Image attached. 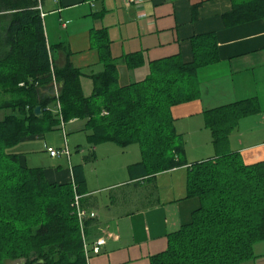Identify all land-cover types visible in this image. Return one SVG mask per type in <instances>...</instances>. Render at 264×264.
I'll return each mask as SVG.
<instances>
[{
	"label": "trees",
	"instance_id": "1",
	"mask_svg": "<svg viewBox=\"0 0 264 264\" xmlns=\"http://www.w3.org/2000/svg\"><path fill=\"white\" fill-rule=\"evenodd\" d=\"M41 3L0 0V108L12 110L0 119V264H89L72 205L73 185L78 194L84 191L82 164L72 165V181H50L46 168L28 166L6 148L60 127L58 112L49 107L57 99L55 78L62 119L83 120L88 143L139 145L141 159L127 166L131 177L185 165L171 108L199 97L197 70L217 61V43L213 33L195 35L191 61L179 54L152 60L142 79L120 84L119 61L135 69L143 57L138 51L114 57L105 28H93L103 70L90 74L93 88L85 95L81 70L68 57L55 65L56 46L46 39ZM258 14H264V0L235 2L223 16L235 24ZM258 109L254 98H246L204 111L217 153L188 168L186 197L200 204L189 222L169 233L166 249L152 255L151 264H242L254 257L255 243L264 240V161L245 163L229 150L228 138L242 116ZM90 220L83 230L89 241Z\"/></svg>",
	"mask_w": 264,
	"mask_h": 264
},
{
	"label": "crops",
	"instance_id": "2",
	"mask_svg": "<svg viewBox=\"0 0 264 264\" xmlns=\"http://www.w3.org/2000/svg\"><path fill=\"white\" fill-rule=\"evenodd\" d=\"M50 1L46 5L42 0L41 10L46 39L56 46L55 65L62 66L68 57L90 79V74L103 70L99 50L93 45V28H105L114 57L137 51L142 55L147 71H140V75L144 74L129 82L142 79L152 60L179 54L183 61H191V38L206 33L215 35L218 59L197 70L199 97L171 108L175 128L185 145V165L153 177H131L127 166L141 159L140 147L124 148L106 141L90 145L86 154L77 142V152L82 148L75 155H82L79 160L50 154L64 156L67 166L59 164L45 170L48 180L63 182L73 180L72 165L83 166L82 206L96 212L90 220L89 239L106 236L100 253L92 256L89 264H151V256L166 249L169 233L189 222L200 204L197 197H186L187 172L192 162L217 153L211 131L205 125V110L254 98L259 109L238 120L229 134L228 148L239 152L245 163L264 161V14L227 24L223 15L235 2L243 0H143L130 4L124 0ZM47 26L54 30L53 38ZM119 63L125 65L123 61ZM93 67L98 71H92ZM139 68L131 69V73L135 75ZM92 88L91 79L90 93ZM67 125L84 131L83 120L74 119ZM129 150L132 156L128 159L125 153ZM100 157L116 166L107 170L109 178L103 179V185L94 186L89 182L92 176L87 173V165ZM103 193L107 195L102 197ZM242 264H264V240L255 243L254 257Z\"/></svg>",
	"mask_w": 264,
	"mask_h": 264
},
{
	"label": "rangeland",
	"instance_id": "3",
	"mask_svg": "<svg viewBox=\"0 0 264 264\" xmlns=\"http://www.w3.org/2000/svg\"><path fill=\"white\" fill-rule=\"evenodd\" d=\"M43 1L46 2V5H48V2L51 3L50 0H43ZM95 4H97V2H95ZM47 9L48 8L45 7V10ZM48 19L50 18L47 17V22H48ZM46 28L48 29V26ZM48 31H49L48 33H50L51 37L53 38L54 35L52 33H54V30L48 29ZM118 68H119V83L120 84L127 83L131 80H136L144 74L143 73L142 75H140V71H143V70H144L143 72H145V70L147 71L146 65H141L140 68L138 69L139 71H136L137 73L135 75L131 73L133 72L131 71V69L129 70L125 65L121 63L118 64ZM92 71L97 72L98 68L93 67ZM82 75L80 77L82 89H83L84 94H88L90 93V90H91V79L89 77H86L84 75L82 76ZM58 88H59V85H58ZM49 107L51 108L53 112H56L54 103H51ZM11 112H12L11 108H8V107L0 108V119H3L7 114H10ZM64 131L66 133L67 146L71 153L70 159L73 156L72 158L73 161H77L79 160L77 158L82 157L81 154L78 155V157H75V155H77L82 149L80 147L79 148L80 151L77 152V149H76V145L78 144L77 142H79V144L82 145V147H84L82 149V152L86 154L88 153L87 149L91 147L90 146L91 144L88 143V141H86V138H85L86 133L82 130L81 131H78L75 129L72 130L71 127L67 125L64 128ZM47 146H51L54 149H59L65 146V140H64L62 128L59 127L58 129H53L39 136L27 137L26 139L19 141L17 144L6 148V150L10 152L19 153L21 157L25 158L26 164L29 166H41L43 168H57L59 164L60 166H67V163H66L67 160L65 159V157L64 156L52 157L47 150ZM126 147L137 149L139 145L135 143V144H130ZM131 156L132 154L130 153V150L129 152L126 151L125 157L129 159V157L131 158ZM96 161H97L96 163L92 162L89 165H87L88 167L87 173H89L92 176L90 177L91 181L89 182L94 184V186L98 184L103 185L102 183H105L103 182V179L104 181H106L109 178L106 175L107 170L111 167L116 166L115 165L116 163L114 162L107 163L108 161L106 157L104 158L100 157L99 160H96ZM106 195H107L106 193H103L102 197ZM73 201L75 202V198ZM19 263H20L19 259H16V260L7 259L5 261V264H19Z\"/></svg>",
	"mask_w": 264,
	"mask_h": 264
},
{
	"label": "built area",
	"instance_id": "4",
	"mask_svg": "<svg viewBox=\"0 0 264 264\" xmlns=\"http://www.w3.org/2000/svg\"><path fill=\"white\" fill-rule=\"evenodd\" d=\"M126 4H130L132 2H141L143 0H124ZM41 10V5L38 6ZM44 13L41 10V16H43ZM53 65V64H52ZM52 71H54V66L52 67ZM59 88H58V83L56 82V79L53 78V91H52V95H54L57 99H56V103H55V108H56V112H58L59 117H60V126L62 128L63 131V135H64V140H65V146H63L62 148L59 149H54L52 147H48V151L52 156H59V155H66L68 158L70 157V150L67 146V142H66V133L64 131V127H65V122L62 119V116L60 114L61 111V104L59 101ZM74 186V198H75V202L73 201V205L75 208V212L77 214V217L79 219L80 222V226L82 229V235H83V246H84V252H85V256L86 259L89 263L90 259L92 258V256L97 255L100 253L102 246L106 243V236L105 235H101L98 236L97 238H95L93 241H89L86 239V236L84 234V222L87 219H93L96 217V212H92V211H87V209H85L82 206L81 203V195L78 194L76 192V186L75 184ZM75 203V204H74ZM108 235V234H106Z\"/></svg>",
	"mask_w": 264,
	"mask_h": 264
},
{
	"label": "water",
	"instance_id": "5",
	"mask_svg": "<svg viewBox=\"0 0 264 264\" xmlns=\"http://www.w3.org/2000/svg\"><path fill=\"white\" fill-rule=\"evenodd\" d=\"M35 112H36L37 114H39V113L41 112V107H40V106H36V107H35Z\"/></svg>",
	"mask_w": 264,
	"mask_h": 264
}]
</instances>
